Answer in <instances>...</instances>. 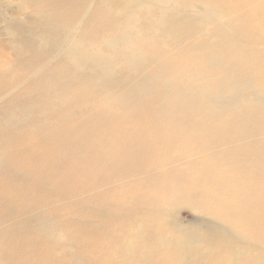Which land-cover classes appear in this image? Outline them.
Returning a JSON list of instances; mask_svg holds the SVG:
<instances>
[{
  "label": "bare ground",
  "instance_id": "bare-ground-1",
  "mask_svg": "<svg viewBox=\"0 0 264 264\" xmlns=\"http://www.w3.org/2000/svg\"><path fill=\"white\" fill-rule=\"evenodd\" d=\"M0 26V49L16 56L0 54V90L13 87L0 109L54 92L27 118L48 127L57 112L69 131L36 142L10 135L31 146H17L20 159L33 154L10 166L66 169L64 226L49 212V187L2 174L0 154V185H27L1 186L0 208L21 205L58 251H41L39 264H264V0H0ZM17 63L34 67L13 82ZM11 120L25 131L26 119ZM47 138L49 159L37 153ZM68 218L81 228L60 242ZM1 235L0 264H32L36 241L16 259Z\"/></svg>",
  "mask_w": 264,
  "mask_h": 264
},
{
  "label": "rangeland",
  "instance_id": "rangeland-1",
  "mask_svg": "<svg viewBox=\"0 0 264 264\" xmlns=\"http://www.w3.org/2000/svg\"><path fill=\"white\" fill-rule=\"evenodd\" d=\"M2 33V34H1ZM7 39V36L6 35H4V33L2 32V27L0 26V40L3 42V41H5ZM2 49H0V54L3 52V53H6V54H9L12 58H15L16 56H15V54L13 53V51L11 50V49H9L6 45H2V47H1ZM32 67H34L33 66V64H31V65H27L26 67L24 66V67H22L21 66V64L20 63H17V64H14V65H12V67H11V70H12V72L13 73H11L10 72V75L9 76H16L15 78H14V80H12L13 82L15 81V82H17V80L19 79V77H17L18 75H19V72L21 71V72H23V74H25L24 75V77H27L26 75L27 74H29V72L31 71V69H32ZM28 68V69H27ZM25 71H24V70ZM10 70V71H11ZM16 70V73L14 72ZM30 70V71H29ZM29 71V72H28ZM20 72V76H21V73ZM28 72V73H27ZM27 73V74H26ZM17 74V75H16ZM22 74V75H23ZM9 78H11V77H9ZM43 79L44 78V76H40V77H36L35 79ZM50 78H51V76H50ZM12 79V78H11ZM37 79V80H38ZM11 81V83H13ZM35 82V81H34ZM21 83H23L22 81H20V83H17V87H21L20 89H23V88H28L29 87V89H31L30 87H32L31 86V83H29V84H22V86H20V84ZM51 87V85H49V88ZM13 89V87H12V85L10 86V84H8V87H6L5 89H3V90H0V97L1 98H4L5 97V95H6V93L8 94L11 90ZM50 90H52V89H50ZM33 91V90H32ZM32 91H30L29 92V94H28V97H27V99L25 100V101H21V102H12V103H10L8 106H9V108L10 107H13L14 106V108H12V109H9V110H7V111H9V112H7V111H4L5 110V108H1L0 110V129H1V131L0 132H2L1 134L4 136V140H3V136H0V142L1 141H3V145H1L0 146V154H1V156H3V157H1V158H3L4 159V164L6 165V168H3L4 170H1V172H2V174H5L6 173V171L8 170V171H10L11 173H9L8 171V173L7 174H12V172H13V174H12V178L13 177H17L18 175H22V173L24 174V176H27L28 175V179L29 180H31V181H29V183L30 182H32V183H30V185L31 184H35L34 186L36 187V190H40L41 189V186H45V187H49V191H50V195H51V197H53V198H50L51 199V203H49V212H51V214L53 215V217H52V219H54L55 221H57V223H55V226L56 227H60L61 225H63L64 226V224H60V223H62L63 221H61L62 219L64 220V216H62L61 214H63V215H65L66 213L68 214L69 213V210H72V205H70L69 203L68 204H66V202H62V201H59L58 200V194L60 195V196H62L63 195V193L64 192H66L67 190H69L70 188H69V183L66 181V176H65V170H64V167L62 168L61 166H60V164L58 165V167L57 168H55L54 166H53V168L52 167H49L48 166V164H47V166L46 167H44V168H42V171H39V173H37L36 174V172H38L37 170L34 172V173H32V172H30V170H26V164L27 163H31L32 161H33V159H31V160H26V159H28V158H33V154H29L28 156H24V154H23V156H24V159H20L19 157H18V152H15V150H16V148H17V146L19 145V144H21V146H23L24 148L26 147V146H24V145H22V143H24V144H28V143H26L27 141H23L22 140V143L21 142H17V140H18V138H19V136H20V138L19 139H23L24 138V140H27L28 139V141L30 142V141H33V140H35V142L36 141H38V139H42L43 138V134H45V133H47V132H49V130H59L61 133H62V135H63V137L65 138L66 137V135H67V133H69V131H68V129L66 130V128H65V125H63L62 123H61V121H60V116H59V113H57V112H52L51 114H49V121H50V126H45V127H43V125L42 124H40L41 123V119H43L44 118V116L41 118V119H36L35 121H33V120H31L32 118H27L29 115H31L32 113H34V114H36V111H40V110H42V108L44 107V106H46L47 105V103H48V101L49 102H53L54 100H55V95L57 94V93H54V92H51V93H49V99H47V100H45V98L42 96V95H44V94H46V93H43V92H38L39 94L36 96V94L35 93H32ZM59 93V92H58ZM41 94V95H40ZM40 96H42V98H39ZM12 96H10L9 98H7V100L6 101H8L10 98H11ZM5 99V98H4ZM4 99H2V100H4ZM1 100V99H0ZM2 100L0 101L1 103L0 104H2V105H5V103H6V101H3L2 102ZM31 100V101H30ZM37 102V103H36ZM9 102H7V104H8ZM22 104V105H21ZM133 104H135V102L133 103ZM29 106V109H31V110H27V107ZM33 108H35L36 110L34 111V112H32V110H33ZM21 109V110H20ZM244 110H246V107H244ZM3 111V112H2ZM254 111V109L252 108L251 110H250V112H253ZM23 112V113H22ZM40 113H41V111H40ZM2 114L4 115V116H2ZM55 114H58V115H55ZM15 115H17L19 118H22V119H26L27 121H28V123L27 124H25V125H23L24 126V128H25V131H21V128H19V127H17L16 125H15V123L14 122H12L11 123V119H12V117L14 116V118H17V116H15ZM7 116V117H6ZM2 118V119H1ZM2 120H3V122L5 123V125L4 124H2L3 122H2ZM7 121H8V123H7ZM9 122L11 123V124H9ZM8 126V127H7ZM16 126V127H15ZM28 126L30 127V129L28 128ZM15 127V129H13ZM37 128L39 129H41V131H39V130H37ZM26 129H28L27 131H26ZM15 132H16V134H15ZM12 134V136H17L18 138H13V139H10V135ZM73 134H75V132L73 131ZM22 136V137H21ZM24 136V137H23ZM27 136V137H26ZM63 137H59L58 138V141L57 142H55V144H56V147L58 146V147H61V145H62V142H63ZM26 138V139H25ZM10 139V140H9ZM31 139V140H30ZM7 140V141H6ZM51 142V140H50V138H47V139H45V143L46 144H43V145H38V151H37V153L40 155L41 153H45L46 155H45V157H48V159L50 158V156H49V152L50 151H54L55 152V150H53V149H49V143ZM58 144V145H57ZM4 145H5V147H4ZM33 145V144H32ZM54 145V144H53ZM14 146V147H13ZM16 146V147H15ZM28 146H30V144H28ZM7 147H8V149H10V150H8L7 149ZM19 147V146H18ZM31 147V146H30ZM33 148H34V146H33ZM4 149V150H3ZM13 149H14V151H13ZM26 149V148H25ZM5 150H7V151H5ZM4 152V153H3ZM5 155V156H4ZM14 156H16L19 160H24V162H26L25 163V165H22L21 167H14V165L13 164H15L16 165V161L17 160H15L13 157ZM28 157V158H27ZM34 157H37V156H34ZM52 158V157H51ZM14 159V160H13ZM53 159V158H52ZM23 162V161H22ZM10 163H13V164H11V166L9 165ZM51 163V162H50ZM135 163H137V162H135ZM18 168V169H17ZM20 169H22V170H20ZM30 169V168H29ZM60 170H61V172H63V173H61L60 172ZM32 173V174H30V173ZM18 174V175H17ZM61 174H63V175H61ZM138 175V174H137ZM9 177H11V176H9ZM9 177H8V179H9ZM131 177V176H130ZM84 178V177H83ZM83 178H81V179H83ZM101 178H102V175H101ZM37 179V180H36ZM81 179H79V181L81 180ZM100 180H102V179H100ZM102 181H104V182H100L99 183V185H98V187H99V191H101V190H104V188H102L103 186H104V183L106 182L104 179L102 180ZM66 182H67V185H66ZM29 183H28V185H29ZM10 184V185H9ZM37 184H38V186H40L38 189H37ZM47 184V185H46ZM17 185H18V187H17ZM19 185H23L22 186V188L23 187H26L27 185H26V183L24 182V183H19V182H17L16 184L15 183H13V182H7V185H5V186H3V185H0V187L2 186L3 187V189H4V187L6 188V186L8 187V186H16V188L15 189H17V190H19ZM43 186V187H44ZM71 186H72V184H71ZM95 186V185H94ZM93 186V187H94ZM34 187V188H35ZM95 188H97V187H95ZM2 189V190H3ZM12 191H16V190H12ZM70 192H71V190H70ZM33 193H37V192H35V191H33ZM73 192H71V194H72ZM62 194V195H61ZM96 194V193H95ZM104 195V197L106 196V194H103ZM64 196V195H63ZM92 197L90 198V199H94V197H96V195H91ZM63 198V197H62ZM71 198L73 199V196H71ZM76 199V198H75ZM75 199H73L71 202H73V203H75V202H77L78 203V201H76ZM79 199V198H78ZM59 202H60V205L59 206H56L55 204L57 203V205L59 204ZM88 202H89V204H91V201L90 200H88ZM93 202V201H92ZM63 203H65L64 205H63ZM93 207H94V205H92ZM92 206L90 205V207L92 208ZM8 207V205H5V208L4 207H2V208H0V226H2L1 228H0V231L2 232V234H4L3 236L1 235V237H3L2 239H3V243L5 242V246L6 247H8L9 249L10 248H12L14 245V247L15 248H12V249H10L11 251H12V253L13 254H11V255H14L15 257H16V259H18V258H21V256H22V254H23V256L22 257H25L26 255H25V252L24 253H22L21 255H20V252H23V250H25V248L27 247V245L26 246H24L25 244H28V246L30 247V245H32L33 246V244H34V242L36 241V243L35 244H38V245H36V247H35V244H34V248H36V249H32L33 247L31 246L30 248L32 249V250H35L34 252H35V255H34V258H31V260H30V262L32 263V264H39L40 263V258H38L40 255H41V253L42 252H44V251H49V256H51V255H58L59 256V254H58V251L54 248V247H49V249H47V247H48V245H46V246H44V244L42 243V241L40 240L41 238H38V235H40L39 237H41L42 236V234H41V232H40V230H37L35 227V225H33V227H32V224H34V222L32 223L31 222V218H29L28 216H26L25 217V214H24V210H23V207L21 206V205H14V203L13 204H10L9 205V208H7ZM76 206H74L73 207V211H74V209H78V208H75ZM79 207V206H78ZM90 207H88V208H90ZM22 208V209H21ZM3 209V210H2ZM8 209V210H7ZM20 209V210H19ZM79 209H80V207H79ZM1 210L3 211V212H1ZM6 210V211H5ZM11 210V211H10ZM21 210H23V211H21ZM9 211H10V213H9ZM15 211H17V212H15ZM26 212V211H25ZM28 212V211H27ZM76 211H74L73 213L75 214H73L75 217H76V219L78 220V215H80L79 213L80 212H77V213H75ZM2 213V214H1ZM9 213V214H8ZM61 216H60V215ZM9 215V216H8ZM16 215V216H15ZM5 216V217H4ZM11 216V217H10ZM56 216H58L57 218H56ZM8 217V218H7ZM16 217V218H15ZM60 217H63V218H60ZM67 217V216H66ZM3 218H5L4 220H3ZM12 218V219H11ZM19 218V219H18ZM24 219V220H23ZM59 219H61L60 221H59ZM183 219H184V221H190L191 219H192V215L189 213V212H184L183 213ZM8 220H10V221H8ZM23 220V221H22ZM26 220V221H25ZM70 219L68 218V221H69ZM17 224V226L19 227H17V226H15L16 224L14 223V222ZM19 221H20V224H19ZM73 221V219L72 220H70L68 223H69V226L71 227V222ZM75 221V220H74ZM74 221H73V225H72V229H70V227H69V229L70 230H68V229H66V228H64L62 231H65L66 232V235L65 236H62V239L60 240V242H63L65 239H67L68 237L70 238V237H72L73 235H74V238H76L77 236V232H79V229L81 228V224L79 223L78 224V222L76 221L75 223H74ZM79 221V220H78ZM98 221V220H97ZM8 222H9V224H8ZM6 223V224H5ZM10 223H11V225H10ZM5 224V225H4ZM20 226H19V225ZM27 224H29V225H27ZM59 224V225H58ZM74 224H75V226H74ZM77 224V225H76ZM14 225V228L12 227ZM22 225H24V227H26V228H28V229H26V228H24L23 227V229L24 230H27V232H28V230H30L29 232L32 234L31 236H30V233L28 234L27 233V235H21L20 233H23L24 232V230L22 229ZM27 225V226H26ZM110 225V224H109ZM11 226V227H10ZM79 227V229L77 228V227ZM68 227V226H67ZM75 227V228H74ZM29 228H31V229H29ZM73 228H74V231H72L73 230ZM2 229V230H1ZM11 229H14V230H11ZM16 229H18V230H16ZM22 229V230H21ZM16 230V231H15ZM31 230H33L34 231V234H35V230H37L36 231V234H37V232H38V234L36 235H34L33 234V232H31ZM8 232L9 233V231H11V233H9L10 235H12V237H14V234L16 233V237H15V239H18V240H16V241H18V242H15L14 243V241H12V240H15L14 238H12L11 237V239H10V235L8 234V233H5V232ZM18 231H19V233H18ZM23 231V232H22ZM72 231V232H71ZM67 232L68 233H70V234H67ZM74 232V233H73ZM76 233V234H75ZM18 234H20V235H18ZM7 237H6V236ZM26 236V237H25ZM32 236H36L35 238L36 239H33V238H31ZM6 237V238H5ZM8 238V239H7ZM26 238V242L25 243H22V242H24L25 240H23V239H25ZM38 239V240H37ZM88 239H92V238H88ZM11 241L12 243H10L9 241ZM32 240H34V242L32 241ZM75 240V239H74ZM78 240H80V238H77V241ZM20 241V242H19ZM22 241V242H21ZM28 241H30V243L28 242ZM31 241H32V244H31ZM40 241V242H39ZM2 243V244H3ZM7 243L8 244H10L9 246H7ZM14 243V244H13ZM17 244V245H16ZM24 244V245H23ZM30 244V245H29ZM12 245V247H10ZM19 245V246H18ZM44 246V247H42V246ZM25 248H24V247ZM40 246V247H39ZM23 247V248H22ZM29 247H27V248H29ZM42 251V252H41ZM18 252H19V254H18ZM31 252V251H30ZM33 252V251H32ZM59 253L63 256V253L59 250ZM25 255V256H24ZM16 259L14 260L13 258H12V260H14V262L16 261ZM36 259V260H35ZM32 261H34V262H32ZM64 264H65V262L64 261H62ZM69 264V263H68Z\"/></svg>",
  "mask_w": 264,
  "mask_h": 264
}]
</instances>
